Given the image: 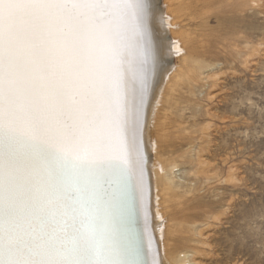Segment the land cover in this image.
<instances>
[{"label":"snow or ice","instance_id":"6c2138e0","mask_svg":"<svg viewBox=\"0 0 264 264\" xmlns=\"http://www.w3.org/2000/svg\"><path fill=\"white\" fill-rule=\"evenodd\" d=\"M150 23L148 0H0V264H147L109 197L144 162Z\"/></svg>","mask_w":264,"mask_h":264},{"label":"bare ground","instance_id":"6f19581e","mask_svg":"<svg viewBox=\"0 0 264 264\" xmlns=\"http://www.w3.org/2000/svg\"><path fill=\"white\" fill-rule=\"evenodd\" d=\"M232 1L163 0L162 10L159 0H148L151 23L145 45L126 65L129 76L142 73L149 85L144 162H128L126 188L113 180L109 200L121 241L147 264H205L213 242L206 234L218 229L226 216L221 203L200 204L198 193L204 185L219 189L231 184L233 173L227 170L223 180L222 170L211 163L210 126L190 130L182 115L188 106L199 110L197 95H203L213 79L214 66L205 61L216 40L204 34L203 20L211 9L221 13L231 8ZM174 57L177 66L172 72ZM183 169L191 176L186 184L175 177ZM216 259L211 263H223Z\"/></svg>","mask_w":264,"mask_h":264},{"label":"rangeland","instance_id":"374dc122","mask_svg":"<svg viewBox=\"0 0 264 264\" xmlns=\"http://www.w3.org/2000/svg\"><path fill=\"white\" fill-rule=\"evenodd\" d=\"M232 4L221 13L211 9L203 20L204 34L216 40L205 61L214 66L213 79L197 95L199 110L188 106L182 116L190 130L210 126L211 163L223 180L233 173L231 184L204 185L198 193L200 204L221 203L226 213L206 234L213 242L204 263L264 264V0ZM159 6L163 10V0ZM176 66L174 57L172 72ZM175 177L181 184L191 180L187 169Z\"/></svg>","mask_w":264,"mask_h":264}]
</instances>
